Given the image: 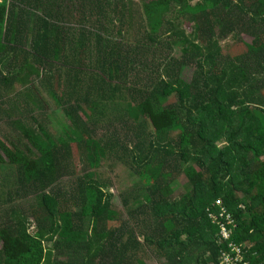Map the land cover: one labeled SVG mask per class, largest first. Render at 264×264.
<instances>
[{
    "label": "trees",
    "instance_id": "trees-1",
    "mask_svg": "<svg viewBox=\"0 0 264 264\" xmlns=\"http://www.w3.org/2000/svg\"><path fill=\"white\" fill-rule=\"evenodd\" d=\"M2 43L42 83L0 128V264H264V0H2Z\"/></svg>",
    "mask_w": 264,
    "mask_h": 264
},
{
    "label": "crops",
    "instance_id": "crops-1",
    "mask_svg": "<svg viewBox=\"0 0 264 264\" xmlns=\"http://www.w3.org/2000/svg\"><path fill=\"white\" fill-rule=\"evenodd\" d=\"M14 30L16 35L18 33L23 32L24 28L15 27ZM2 44L3 46L0 49V128H5L8 98H16V107H17L18 106L17 94L19 93L18 87L20 86L22 90V88L26 84H27L26 87L35 88V90H37L39 93L38 87L42 83V71H39L37 74H35L33 68L30 69L23 68V67L33 66L35 63L34 55L31 54L27 48H22L24 46H21V44L18 43L10 46H8L9 44H4V43ZM8 47L12 49L9 50ZM83 59H85V62L83 63L86 65L88 58H83ZM7 63L8 66H6ZM7 77H10L12 80L15 81L14 85L16 86V92L7 91L5 84L7 81ZM49 77H50L49 75L46 76L47 81H49ZM14 94H16V97H13ZM42 95L48 97L45 93H42ZM32 99H33V95H32ZM0 141L3 142L1 137H0Z\"/></svg>",
    "mask_w": 264,
    "mask_h": 264
},
{
    "label": "rangeland",
    "instance_id": "rangeland-1",
    "mask_svg": "<svg viewBox=\"0 0 264 264\" xmlns=\"http://www.w3.org/2000/svg\"><path fill=\"white\" fill-rule=\"evenodd\" d=\"M242 38H243L244 41H247V42L250 41V38L247 37L244 34L242 35ZM184 69H185V71L183 73L184 79L187 82H189V81H191V79L193 77V74H194V70L195 69L193 67H186ZM167 102L168 103L170 102V98L168 99ZM51 129H52V127H51ZM51 131L54 133V135H57V132H56L55 129H53ZM26 135L32 141V131L31 130L30 131H27V134ZM74 162L76 164L77 172H78V174H80L81 167L79 166L77 159H75ZM194 167H196V166H194V165L189 166L186 170H184L183 173H181L178 176L176 182L173 181L170 184V187L172 188V190H173L172 192H173L174 195L176 193L180 192L181 190H183V184H185L188 181L190 175L197 170V167L196 168H194ZM119 173L122 174L123 172H119ZM141 174L143 176V181L146 182V184L149 183V182H152L154 180V177H152L151 171H148L147 169H143V171H141ZM110 187L112 188V191H113V194H114V196L112 197L111 203L114 204V207H115V204H118V200L116 199L117 189H116V186L115 185H113V186L111 185ZM30 230L33 231L34 230V227L31 226L30 227ZM146 264H157V263L156 262H148V261H146Z\"/></svg>",
    "mask_w": 264,
    "mask_h": 264
},
{
    "label": "built area",
    "instance_id": "built-area-1",
    "mask_svg": "<svg viewBox=\"0 0 264 264\" xmlns=\"http://www.w3.org/2000/svg\"><path fill=\"white\" fill-rule=\"evenodd\" d=\"M2 0H0L1 3ZM218 204L220 203L219 201L217 202ZM225 214V210H223L222 215ZM227 220L229 223L231 222L230 216H227ZM222 234L225 238H229V233L226 229V227L222 228ZM224 261L226 264H248L245 262L243 253L237 249V248H232L231 252H226L224 254Z\"/></svg>",
    "mask_w": 264,
    "mask_h": 264
}]
</instances>
